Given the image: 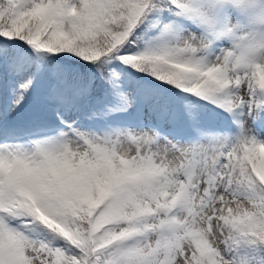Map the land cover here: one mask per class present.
Instances as JSON below:
<instances>
[{"label":"snow or ice","instance_id":"1","mask_svg":"<svg viewBox=\"0 0 264 264\" xmlns=\"http://www.w3.org/2000/svg\"><path fill=\"white\" fill-rule=\"evenodd\" d=\"M0 264H264V0H0Z\"/></svg>","mask_w":264,"mask_h":264}]
</instances>
